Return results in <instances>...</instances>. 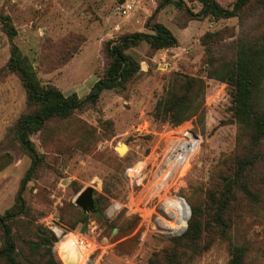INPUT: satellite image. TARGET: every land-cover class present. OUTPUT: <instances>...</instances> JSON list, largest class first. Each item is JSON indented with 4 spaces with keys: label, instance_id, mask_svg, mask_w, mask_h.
<instances>
[{
    "label": "rangeland",
    "instance_id": "374dc122",
    "mask_svg": "<svg viewBox=\"0 0 264 264\" xmlns=\"http://www.w3.org/2000/svg\"><path fill=\"white\" fill-rule=\"evenodd\" d=\"M127 1L132 3L131 9L122 14L117 5L123 0H0V10L8 14L16 28L14 42L28 57L37 78L43 84L55 85L64 95L75 92L83 97L88 92L104 63L103 41L135 31L149 32L145 27L148 19L163 24L176 39V46L151 54L144 42L128 49L139 61V69L124 90L101 91L93 106L74 113L95 128L99 136L95 143L90 145L86 134L80 137L78 132L86 126L79 121H51L31 136L42 163L27 181L23 197L35 215L34 222L53 234L51 249L55 246L57 252L60 243L65 244V236L80 234L79 224L71 230L59 219L61 210L68 206L81 211L73 202L76 193L92 187L93 202L98 195L104 197L100 215L84 213L87 227L82 233L94 237L102 252L98 258L94 253L86 257L77 247L83 255L81 264L91 259L95 264H147L151 252L164 246L167 238L179 235L172 233L185 225L184 220L179 227L180 202L187 203L186 214L189 203H200L219 169V161L234 148L236 124L229 110L227 87L205 78L199 37L223 26H233L237 31L236 19H186L172 3L154 12L160 0ZM180 1L193 12L199 9L196 0ZM216 1L226 5L233 0ZM7 57L8 42L0 30V213L13 203L19 180L29 165L28 156L8 132L25 103L17 77L2 70ZM176 72L204 79L205 109L201 119L194 116L171 126L153 120L150 112ZM177 128L195 137H186ZM120 143L127 149L117 151ZM172 159H182L184 167L168 190L169 201L178 209L173 224L168 226L159 215L163 201L148 187ZM136 165H141L142 171L131 178L127 169ZM114 204L120 208L108 217L106 212ZM54 228L62 230L61 237ZM230 238L247 247L246 258L251 264H264V200L232 229ZM72 242L71 249L76 247ZM227 259L226 244L217 240L190 264H225Z\"/></svg>",
    "mask_w": 264,
    "mask_h": 264
},
{
    "label": "trees",
    "instance_id": "16d2710c",
    "mask_svg": "<svg viewBox=\"0 0 264 264\" xmlns=\"http://www.w3.org/2000/svg\"><path fill=\"white\" fill-rule=\"evenodd\" d=\"M196 1L199 3L196 12L183 7L180 0H160L154 12L172 3L182 10L186 19H236L237 31L233 26H223L205 31L199 37L205 78L225 83L227 87L229 110L236 124L234 148L219 161V169L213 174L203 200L198 204L189 203L190 214L184 230L186 206L180 202L179 227L183 226L172 234L183 231L167 238L164 246L152 251L147 264H190L217 240L226 244L228 259L225 264H251L246 258L247 247L232 241L230 233L264 200V0H233L226 5L216 0ZM149 20L145 23L149 32L135 31L103 41L102 69L85 96L78 97L75 92L64 95L55 85L40 82L28 57L14 42L16 28L10 17L0 10V30L8 42V57L2 70L17 77L25 103L8 132L29 158L13 203L0 213V264H57L51 251L53 234L34 222L35 215L23 197L27 181L34 177L42 163L31 136L40 133L51 121H79L86 126L78 132L80 137L86 134L88 143H95L99 139L95 128L74 113L93 106L101 91L124 90L139 69V61L127 52L128 49L144 42L151 54L176 46V39L167 27ZM204 83L202 77L174 73L154 102L150 112L152 119L171 126L194 116L201 119L205 109ZM175 130L186 137H195L183 128ZM140 167L136 165L131 175ZM103 200L102 195L94 200L97 215L104 207ZM59 219L72 230L77 224L81 226L87 217L68 206L61 210Z\"/></svg>",
    "mask_w": 264,
    "mask_h": 264
},
{
    "label": "bare ground",
    "instance_id": "6f19581e",
    "mask_svg": "<svg viewBox=\"0 0 264 264\" xmlns=\"http://www.w3.org/2000/svg\"><path fill=\"white\" fill-rule=\"evenodd\" d=\"M185 139L189 140L188 138L184 137ZM193 143V141L189 140ZM184 167V161L181 159H172L170 162H168L165 166L161 167V169L156 173L154 180L151 182V186L148 187V191L151 193H155L160 201H163L161 203V209L159 212V215L161 216L162 221L164 224L170 226L173 224L176 215H177V206L169 201V188L173 187V183L177 180L178 173L180 172L181 168ZM160 190H162V194H160ZM186 203V202H185ZM188 212V208H187ZM180 214V213H179ZM187 217V214H186ZM186 221V219H185ZM178 222V221H177ZM54 233L61 237L62 233L60 229L54 228ZM180 232V231H179ZM69 239V240H68ZM64 245H73L72 240H74L76 247H72V258L68 257L66 253L62 252V247L64 246L63 243H60L59 249H58V255L63 261L64 264L73 263V264H81L82 260V253H80L77 249L79 246L76 243V236L74 234H69L64 237ZM80 249V248H79ZM54 255L58 259V261L61 263L59 257L57 256V252L55 251V246L53 247ZM63 253V255H62ZM70 253V252H69ZM68 253V255H69ZM65 259H64V257ZM62 264V263H61Z\"/></svg>",
    "mask_w": 264,
    "mask_h": 264
},
{
    "label": "built area",
    "instance_id": "2783aa9c",
    "mask_svg": "<svg viewBox=\"0 0 264 264\" xmlns=\"http://www.w3.org/2000/svg\"><path fill=\"white\" fill-rule=\"evenodd\" d=\"M131 6H132V3H130V1L123 0V3L122 4H118L117 5V9H118V11L120 13L125 14L128 10L131 9ZM216 95H217V93H216ZM216 95H215V98H216ZM133 168L127 169L128 170V175L131 178H136V177H138L140 175V172L142 171V166L139 168V170H138V172L136 174L131 175L130 171ZM119 208H120L119 206H117V205L114 204L113 206H111L107 210V212H106L107 216L110 217ZM76 243L79 246L80 250L83 252V254H85L86 257H88L89 255H91V254L94 253L95 254L94 257L98 258L99 255L102 252V250H101L102 246L97 245L95 243L94 237H91L90 235H86V234H78V235H76ZM90 264H95V260L94 259H91Z\"/></svg>",
    "mask_w": 264,
    "mask_h": 264
},
{
    "label": "water",
    "instance_id": "95a60500",
    "mask_svg": "<svg viewBox=\"0 0 264 264\" xmlns=\"http://www.w3.org/2000/svg\"><path fill=\"white\" fill-rule=\"evenodd\" d=\"M121 1H119L118 3H120ZM120 148L121 149H118L117 148V151H123L125 149H127L126 145L124 143H120ZM92 190L93 188L92 187H86L84 189H82L81 191H79L78 193L75 194L74 198H73V202L75 205H77L81 211H83V213H88L90 211H94V202H93V197H92ZM180 198V197H179ZM182 199V198H181ZM184 200V199H182ZM185 201V200H184ZM187 204V203H186ZM187 208H188V214H187V218L189 217V214H190V211H189V207L187 205ZM187 220V219H186ZM56 225H58L60 228H63V229H66L63 225L61 224H58L57 222H55ZM87 227V222L84 221L82 223V225L80 226L78 232L80 234L84 233L85 229ZM186 228V221H185V227L184 229ZM183 229V230H184ZM114 230V229H113ZM182 230V231H183ZM181 231V232H182ZM180 232V233H181ZM52 251V255H54V250L53 248L51 249ZM55 261L57 262V264H59L60 262L58 261V259H56V257H54ZM68 264H73V263H68ZM84 264H90V261H86Z\"/></svg>",
    "mask_w": 264,
    "mask_h": 264
},
{
    "label": "crops",
    "instance_id": "0c3cea01",
    "mask_svg": "<svg viewBox=\"0 0 264 264\" xmlns=\"http://www.w3.org/2000/svg\"><path fill=\"white\" fill-rule=\"evenodd\" d=\"M64 247V248H63ZM62 247V252L64 250V253H66L68 255V253L70 252V254H72V249H71V246H68V245H64ZM63 255V254H62Z\"/></svg>",
    "mask_w": 264,
    "mask_h": 264
}]
</instances>
